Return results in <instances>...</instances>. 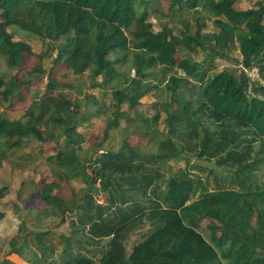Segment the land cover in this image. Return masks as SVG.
Returning <instances> with one entry per match:
<instances>
[{"label":"trees","instance_id":"16d2710c","mask_svg":"<svg viewBox=\"0 0 264 264\" xmlns=\"http://www.w3.org/2000/svg\"><path fill=\"white\" fill-rule=\"evenodd\" d=\"M149 2L0 0V105L24 112L17 120L0 113V168L37 142L48 171L17 189L23 220L0 247V264H264V95L214 64L236 41L244 65L264 80V1L236 10L234 0H170V16L193 11L196 19L178 34L153 30ZM200 10L216 33H202ZM11 27L47 40L24 73L32 49ZM41 82L42 94L30 95ZM154 90L161 108L136 113ZM107 112L101 140L91 134L86 143L79 128ZM115 130L125 132L118 149L103 147ZM178 159L185 169L172 171ZM202 162L218 168L213 181L209 171L201 176ZM7 194L1 187L0 199Z\"/></svg>","mask_w":264,"mask_h":264},{"label":"rangeland","instance_id":"374dc122","mask_svg":"<svg viewBox=\"0 0 264 264\" xmlns=\"http://www.w3.org/2000/svg\"><path fill=\"white\" fill-rule=\"evenodd\" d=\"M149 1V0H148ZM256 1H264V0H234V8L236 10H247L250 8L255 7ZM169 2L170 0H150L148 5V17L147 22L151 23L153 26L154 31H159L162 26H166L169 29H172L173 33L178 34L180 31H182L185 26L190 25L191 30L193 31L195 28L196 19L192 16L194 14L193 11H190L189 13L183 12L182 15L177 12L175 16H170L169 12ZM178 6H175L177 8ZM201 14L198 15L199 17L202 16L201 20L204 22V29L202 30V33H216L218 30L214 28L212 24L211 18H209L208 14L202 10H200ZM196 16V17H198ZM198 17V18H199ZM197 18V19H198ZM18 29L17 27H11L10 32L13 34L14 40L19 41H25L28 43L32 49L33 55H28L26 57V61L24 65L22 66L21 72L24 73L26 70H29L31 66L33 65V62L36 61L35 55L42 53L46 50V44L47 40H42L39 38H33L29 35H26L24 32L21 31H14ZM54 55V54H53ZM178 56V55H177ZM204 54H198L194 56L195 60H203ZM251 61H246L245 63H250ZM44 68L47 70L52 65V58H46L44 60ZM215 72H219L223 69H232L236 75L238 76H245V70L250 71L247 69V67L244 65V61L242 60L239 51H238V43L235 41L234 47L230 48V51L225 54H216L215 60ZM5 66L0 62V72L5 71ZM120 72L122 73H129L127 67L121 66L119 68ZM61 72L59 71L58 74ZM133 73V71L131 72ZM180 73V72H178ZM67 80H72V76H69ZM263 81V79H261ZM83 80L82 82H84ZM75 84L78 82L77 80L73 81ZM264 82V81H263ZM262 84V83H261ZM248 88L250 91H255V94L257 95V85H252V83L248 79ZM264 85V84H263ZM45 83H40L37 87L40 89L38 91H31L30 95H41L42 91L44 90ZM109 88V87H107ZM109 90L106 91L105 100L108 103L110 99V92ZM89 93H92L93 95L97 96L98 98L101 97V93L97 89H89ZM26 93V92H25ZM159 91L154 90L147 94L146 96L142 97L139 100L138 106H136V113L144 114L151 116L155 110H158L161 108V104L164 102V99L159 96ZM44 96L47 95V93L44 91ZM29 95V96H30ZM71 97H74V94L71 93ZM102 104V103H101ZM124 109H126V106H123ZM0 113H4L5 116L10 120H17L23 115V110H16L9 112L4 109L2 105H0ZM130 116L132 117L134 114V111L130 112ZM105 114H101L97 118H93L89 120L86 124H83L79 130L81 133L84 134V136L87 139V142L89 141V135L93 134L96 135V141L99 142L102 138V131L105 124V117L109 115V112ZM164 118L163 112H160V121H159V129L163 127L162 120ZM121 125L125 127V123L122 120ZM132 129V126L128 127L127 129V135H129V132ZM132 131V130H131ZM125 136V132H121L118 130H115L113 134H111L109 140L104 144L103 147L109 148L111 150L118 149L119 147V141ZM94 137V136H93ZM134 138V137H133ZM28 147L23 149L22 151L14 152L13 154H9L7 159L3 161V164L0 168V188L6 186L8 188V194L3 198L0 199V212L4 213V218L0 220V247L4 248L6 247V244L8 240L14 236L18 230V225L23 220L20 216L16 214L17 206H22V199H24L25 196L17 194V189L19 188L20 184L25 181L26 186L30 184V182H37L38 179L44 175L47 174V169L43 160V155H39V152L42 151L43 148L39 143L37 142H29ZM20 157V158H19ZM177 162H169L168 165L171 166L172 171L185 169V160L178 159ZM197 161L195 158H192L190 160V165H193ZM201 165L205 167V170L203 173H200L202 177H206L208 175L209 171V179L210 181H213L214 173L210 172V169H218L213 163L211 162H202ZM261 171H259V174L261 173V178H259L258 185L264 184V164L260 166ZM195 172L194 170H192ZM79 180H73L71 181L70 185L71 187L78 189L80 185ZM213 184V182H212ZM210 185L209 188H213V185ZM27 189V187H26ZM25 189V190H26ZM196 198V197H195ZM193 197V199H195ZM22 200V201H21ZM39 206V205H38ZM40 207V206H39ZM27 225L31 223V219L25 220ZM205 222V221H204ZM203 222V223H204ZM206 223V222H205ZM65 226V225H64ZM64 226L60 227L56 230V232H64ZM4 250V249H3ZM2 256V254L0 255ZM14 262L18 264H23L19 259L12 258Z\"/></svg>","mask_w":264,"mask_h":264},{"label":"built area","instance_id":"2783aa9c","mask_svg":"<svg viewBox=\"0 0 264 264\" xmlns=\"http://www.w3.org/2000/svg\"><path fill=\"white\" fill-rule=\"evenodd\" d=\"M248 76L250 79L258 80L259 82H262L258 73V70L256 68H253L252 70L248 71Z\"/></svg>","mask_w":264,"mask_h":264},{"label":"clouds","instance_id":"9594fccd","mask_svg":"<svg viewBox=\"0 0 264 264\" xmlns=\"http://www.w3.org/2000/svg\"><path fill=\"white\" fill-rule=\"evenodd\" d=\"M253 68H256V67H250V68L247 67V69H249V70H252ZM256 69H257V68H256ZM257 70H258V69H257ZM244 72H245L244 74H245V76L247 77V79H249V81L252 83L254 80H253V79H250V77L248 76V73H247L248 71L245 70ZM258 73H259V71H258ZM259 76H260V75H259ZM260 79H262V78L260 77ZM257 81H258V80H257ZM261 81H262V80H261ZM263 81H264V80H263ZM263 81H262V82H259V83H260L261 86L264 87V85H263L264 82H263ZM261 83H262V84H261Z\"/></svg>","mask_w":264,"mask_h":264},{"label":"crops","instance_id":"0c3cea01","mask_svg":"<svg viewBox=\"0 0 264 264\" xmlns=\"http://www.w3.org/2000/svg\"><path fill=\"white\" fill-rule=\"evenodd\" d=\"M258 93H260V94H263L264 95V91L262 90V89H257V95H259Z\"/></svg>","mask_w":264,"mask_h":264}]
</instances>
